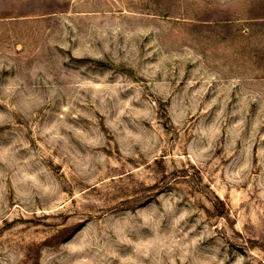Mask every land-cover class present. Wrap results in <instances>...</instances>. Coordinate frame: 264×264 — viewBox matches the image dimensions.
Masks as SVG:
<instances>
[{
    "label": "rangeland",
    "instance_id": "1",
    "mask_svg": "<svg viewBox=\"0 0 264 264\" xmlns=\"http://www.w3.org/2000/svg\"><path fill=\"white\" fill-rule=\"evenodd\" d=\"M0 264H264V0H0Z\"/></svg>",
    "mask_w": 264,
    "mask_h": 264
}]
</instances>
